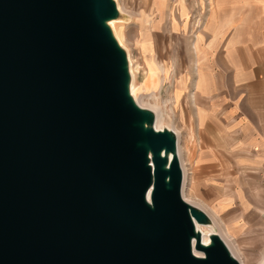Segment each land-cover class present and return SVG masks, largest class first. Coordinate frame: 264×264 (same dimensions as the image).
<instances>
[{
  "label": "water",
  "instance_id": "95a60500",
  "mask_svg": "<svg viewBox=\"0 0 264 264\" xmlns=\"http://www.w3.org/2000/svg\"><path fill=\"white\" fill-rule=\"evenodd\" d=\"M118 16L0 0V264H240L201 241L212 223L182 198L176 135L130 95Z\"/></svg>",
  "mask_w": 264,
  "mask_h": 264
},
{
  "label": "rangeland",
  "instance_id": "374dc122",
  "mask_svg": "<svg viewBox=\"0 0 264 264\" xmlns=\"http://www.w3.org/2000/svg\"><path fill=\"white\" fill-rule=\"evenodd\" d=\"M117 1L126 12L123 16L124 23L127 25L124 26L125 29H122L124 39L122 48L130 53L138 69L135 75L137 86L143 95H150L143 98L142 102L146 105V109H161L165 120L162 126H167L170 122L173 126L172 130L178 134L182 164L188 174L183 193L186 200L197 204H207L209 208L206 207V211L214 218L221 216L227 223L226 229L231 237L236 238L244 224L241 220H228L233 213L230 206L215 200L204 189H197L194 185L190 189L188 179L189 175L194 178L196 186L223 185V187H217L216 190L223 195H232L233 201L240 204L241 212L239 213L243 214L244 222L250 224L252 228L247 236V245L249 248L254 247L252 249L256 259L261 258L264 253V214H262L264 211V178L259 179L260 175L257 172L260 170L256 167L252 175L246 166L235 164V155L240 154L244 158L246 156L244 152L233 153L235 155L232 156L227 155L228 162L222 168H206L208 164L206 158H199L200 152L204 151L202 149L205 148V144L199 143L201 140H199L196 125L194 124V128L190 125V93L193 87L191 84L193 80L192 60L195 56L198 60L200 59L199 43L202 38L200 31L204 20L205 0ZM193 46L197 50L196 54ZM199 71H201L200 68ZM198 102L201 105V102ZM211 129L215 128L211 127ZM203 133L200 129L201 138ZM186 146L193 152V155L195 154L194 168L188 165ZM227 176L229 179L225 181ZM235 182H238V189L245 200L242 198L239 201V194L235 191ZM251 208L255 210L258 218L255 217ZM259 218L261 222L257 220ZM244 252L245 249L241 248V253Z\"/></svg>",
  "mask_w": 264,
  "mask_h": 264
},
{
  "label": "crops",
  "instance_id": "0c3cea01",
  "mask_svg": "<svg viewBox=\"0 0 264 264\" xmlns=\"http://www.w3.org/2000/svg\"><path fill=\"white\" fill-rule=\"evenodd\" d=\"M203 15L200 59L195 56L192 60L189 117L191 128L196 125L202 142L199 143L205 144L199 158H206L208 164L205 167L208 169L222 168L228 162L227 155L244 152V158L240 154L235 155V164L246 166L252 175L257 167L262 180L264 0H205ZM193 51L196 54L194 46ZM200 129L204 132L202 138ZM185 152L189 167L194 168L195 154L187 146ZM227 179L228 176L224 180ZM188 180L190 189L192 185L204 189L215 200L230 206L233 213L229 218L241 212L240 204L233 201L232 195H223L216 190L223 185L196 186L190 175ZM234 185L241 201L243 196L238 182ZM251 211L258 218L255 210L251 208ZM257 220L261 222L260 218Z\"/></svg>",
  "mask_w": 264,
  "mask_h": 264
},
{
  "label": "bare ground",
  "instance_id": "6f19581e",
  "mask_svg": "<svg viewBox=\"0 0 264 264\" xmlns=\"http://www.w3.org/2000/svg\"><path fill=\"white\" fill-rule=\"evenodd\" d=\"M116 3V8L118 10L119 16L117 19L111 20L108 22V25L112 31L113 36L115 37V39L117 40L118 44L122 47L123 46V42L124 39L122 38V29H125L124 26H126L127 24L124 23V14H126V12L124 11V9L119 5L117 0H114ZM126 52V57H127V62H128V70H129V74H130V95L133 98L134 102H136V104L138 106H140L141 108H145L146 109V105L143 104L142 100L143 98H147L150 95H143L141 92V89L139 88V86H137L136 82H135V75L137 72V67L136 64L133 62V60L131 59V55L129 52ZM161 68V67H160ZM142 91H144L142 89ZM147 93V92H146ZM150 110L153 112L154 114V128L156 130H163L164 128L171 130L172 132H175L174 130H172L173 126L171 125L170 122H168L167 126H162L164 120V115L163 112L161 111V109L159 108H150ZM175 134V133H174ZM177 134V133H176ZM175 134V135H176ZM176 141H177V157L181 166V170H182V189H181V195L182 198L190 205L199 208L200 210H202L210 219L211 223L210 225H199L196 224V228L197 231L201 234V241L204 245L209 244L210 242V236L213 234L218 235L222 241L224 242V244L226 245L227 249L229 250L230 254L241 264H254L255 262H257V264H264V253L261 255V258H257L255 257V255L253 254V249L249 248V246L247 245L248 243V239L247 236L250 234V231L252 230V228L250 227V224H246L244 222L243 219V214L242 213H237L235 215H233L231 218H229L228 220L231 219H236L238 221V219H241L242 224H244L241 227V230L239 231L238 236H236V238H232L231 235L229 234L228 230L226 229V221H224L221 216L219 217H213L209 212L206 211L207 208H209L207 206V204H197L193 201L190 200H186V197L184 196V188L186 187V183H187V177L188 174L186 172V169L184 168L183 164H182V159H181V148L179 146V138H178V134L176 136ZM207 207V208H206ZM264 214V212L262 213ZM228 222V221H227ZM231 222V221H230ZM232 238V239H231ZM194 242H193V248H194ZM241 248L245 249L244 253H241ZM194 253L196 255H201V253L197 252L194 249Z\"/></svg>",
  "mask_w": 264,
  "mask_h": 264
}]
</instances>
